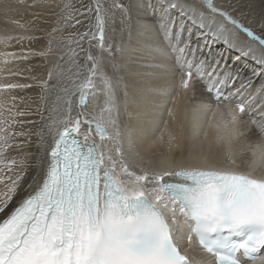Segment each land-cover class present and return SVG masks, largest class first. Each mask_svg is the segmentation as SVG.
Wrapping results in <instances>:
<instances>
[{
    "label": "snow or ice",
    "instance_id": "1",
    "mask_svg": "<svg viewBox=\"0 0 264 264\" xmlns=\"http://www.w3.org/2000/svg\"><path fill=\"white\" fill-rule=\"evenodd\" d=\"M0 6V264H264V0Z\"/></svg>",
    "mask_w": 264,
    "mask_h": 264
},
{
    "label": "bare ground",
    "instance_id": "2",
    "mask_svg": "<svg viewBox=\"0 0 264 264\" xmlns=\"http://www.w3.org/2000/svg\"><path fill=\"white\" fill-rule=\"evenodd\" d=\"M5 2H8V0H5ZM248 5V0H239V9L241 12L248 14L250 12V8L247 6ZM79 6V5H77ZM260 7V0H255V8L258 11ZM8 18L11 19H30V16L27 13H23L22 12H9L8 13ZM52 19L51 17L47 18V21H41L40 22V27L42 29H48L51 27V23H52ZM247 19H250L253 21V26L254 27H259V23L257 20H255L254 17H252L251 15L247 16ZM5 15L3 13L2 10V6H0V30H2L3 28L7 27H11V25H6L5 23ZM118 26V25H117ZM119 27L116 28V30L118 31ZM36 35L38 36H42L43 32H38L36 33ZM118 36V37H117ZM117 39L119 38V32H117ZM45 40H39L36 43H33L31 45V47L35 48L37 51L40 50V48L44 45ZM29 45L27 44V42H25V47H28ZM19 69L24 73V75H35V74H41L45 71V62L40 59V58H33L30 61L27 62H22L18 65ZM28 68H32V72H28L27 69ZM21 82H26L23 80V78H21ZM18 97H22L24 98L26 103H31L33 107H35V104L38 102L37 98H36V91L35 90H29L26 92H19V93H15ZM164 120H168V116L165 113L164 114ZM123 119L125 121H128L131 119V116L128 113H125L123 116ZM164 131V125L161 124L160 128L158 130H155L153 133L149 134L146 138L142 139L141 141H139V149L143 154H145L146 156L148 155H153L159 152H163V151H167L168 149V145L166 142V138H165V142L164 143H160L159 142V138L161 136V133ZM205 131H209L207 126H205ZM204 141V134L201 133L199 139L191 141V140H187L182 138L179 144V147L175 149L176 152H184L187 153L189 151H192L194 149H200L203 148L204 150H207L208 145L206 143H203ZM247 160V154L244 151V143L241 142V144L239 145L238 148V164L241 161H246Z\"/></svg>",
    "mask_w": 264,
    "mask_h": 264
},
{
    "label": "rangeland",
    "instance_id": "3",
    "mask_svg": "<svg viewBox=\"0 0 264 264\" xmlns=\"http://www.w3.org/2000/svg\"><path fill=\"white\" fill-rule=\"evenodd\" d=\"M73 2L76 3L77 5H79V0H73ZM119 19H120L119 14H117L116 17H115L114 22H112V23L109 24L108 35H109L110 38L117 39V37H118V36H117V32H118V31L116 30V28L119 27ZM117 25H118V26H117ZM113 29H115L116 31L113 32V31H112ZM116 36H117V37H116Z\"/></svg>",
    "mask_w": 264,
    "mask_h": 264
}]
</instances>
